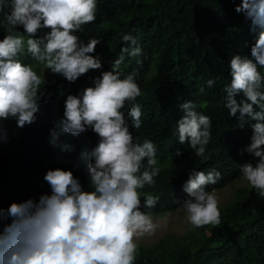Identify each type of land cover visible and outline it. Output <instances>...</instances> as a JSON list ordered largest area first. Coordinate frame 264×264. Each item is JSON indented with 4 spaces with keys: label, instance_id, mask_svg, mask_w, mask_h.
<instances>
[{
    "label": "clouds",
    "instance_id": "9594fccd",
    "mask_svg": "<svg viewBox=\"0 0 264 264\" xmlns=\"http://www.w3.org/2000/svg\"><path fill=\"white\" fill-rule=\"evenodd\" d=\"M5 3L9 34L0 40V121L15 119L16 126L23 128L35 121L46 79L19 57L26 47L36 64L72 83L90 71L102 70L103 61L95 54L100 41L93 37L83 42L76 34L95 22L98 2L0 0V10ZM235 11L251 22L256 38L250 57L237 53L230 58L224 106L240 127L255 121L245 151L257 159L240 171L258 198L264 199V74L260 71L264 68V0H241ZM19 26L26 41L12 34ZM43 30L47 31L40 35ZM121 40L127 46L121 48L112 68L100 71L94 86L66 97L59 122L60 132L78 136L91 130L98 137L90 152L81 153L89 161L87 175L93 190H83L71 170L50 169L44 176L50 195L0 208V264H135L136 239L152 236L161 227L147 211L159 197L144 193L142 201L140 191L154 187L160 175L157 148L152 140L141 142L130 131L142 127V108L137 103L142 93L136 73L120 70L126 57L140 56L142 48L131 34H122ZM215 83L216 78H211L206 86ZM180 107L184 115L176 125L179 143H187L197 157L208 159L211 118L198 112L194 101ZM60 132L52 130L53 144ZM6 142V130L0 126V143ZM176 154L182 155L179 150ZM220 179L215 169H194L189 174L183 186L187 198L180 207L193 229L220 224L218 199L214 190H206Z\"/></svg>",
    "mask_w": 264,
    "mask_h": 264
},
{
    "label": "trees",
    "instance_id": "16d2710c",
    "mask_svg": "<svg viewBox=\"0 0 264 264\" xmlns=\"http://www.w3.org/2000/svg\"><path fill=\"white\" fill-rule=\"evenodd\" d=\"M97 2L95 22L76 34L83 42L93 37L100 41L95 54L103 61L102 70L90 71L72 83L46 69L47 75L42 76L44 68L30 58L26 47L19 57L32 64L46 83L41 86L44 95L32 124L18 128L15 119L0 121V126L7 125L3 127L7 142L0 143V208L50 195L44 181L50 169L71 170L83 190H93L87 175L89 161L82 159L81 153L90 152L98 137L91 130L78 136L60 132L59 122L66 97L94 86L93 79L100 71L112 68L121 48L127 46L121 40L124 33L136 38L142 48L140 56L126 57L120 68L125 74L136 73L142 93L137 98L142 127L130 131L141 142H154L161 168L155 186L140 190L142 201L144 193L159 197L156 206L147 211L157 216L181 208L187 198L183 186L194 169L221 173L217 184L207 186L212 192L230 186L241 174L242 165L256 162L257 158L245 151L253 134L250 125L255 121L240 127L224 106V86L231 79L230 58L237 53L250 57L256 38L251 22L235 11L241 0ZM8 13L5 3L0 10V40L9 34ZM12 34L23 36L25 41L28 38L22 26ZM260 71L264 74V68ZM211 78H216V83L208 88L206 81ZM186 101H194L197 111L211 118L208 159L197 157L187 143L178 141L176 125L184 115L180 105ZM54 129L60 132L55 144L51 142ZM178 150L182 155L176 154ZM219 208L221 222L217 226L190 227L182 235L167 234L149 246L137 245L135 264H264V199L250 186H242L234 188L232 201Z\"/></svg>",
    "mask_w": 264,
    "mask_h": 264
},
{
    "label": "rangeland",
    "instance_id": "374dc122",
    "mask_svg": "<svg viewBox=\"0 0 264 264\" xmlns=\"http://www.w3.org/2000/svg\"><path fill=\"white\" fill-rule=\"evenodd\" d=\"M47 73L48 71H46L45 69L42 70V76H46ZM5 122L3 124L4 128L7 126ZM242 186L248 187L249 185L247 181L241 178L240 174L233 180L230 186H227L221 190L214 191L215 196L217 197L219 202V207L230 203L232 201L234 188H239ZM153 218L161 224V227L152 236L144 235L138 237L135 241L137 245L149 246L156 243L164 235H182L191 227V225L187 222L186 214L184 213L182 208L162 215L153 216Z\"/></svg>",
    "mask_w": 264,
    "mask_h": 264
}]
</instances>
